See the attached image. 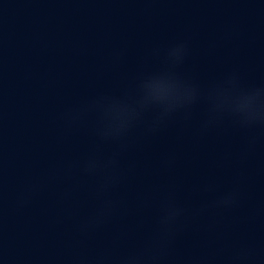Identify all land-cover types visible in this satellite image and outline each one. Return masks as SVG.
<instances>
[{
  "label": "water",
  "instance_id": "water-1",
  "mask_svg": "<svg viewBox=\"0 0 264 264\" xmlns=\"http://www.w3.org/2000/svg\"><path fill=\"white\" fill-rule=\"evenodd\" d=\"M0 264H264V0H0Z\"/></svg>",
  "mask_w": 264,
  "mask_h": 264
}]
</instances>
